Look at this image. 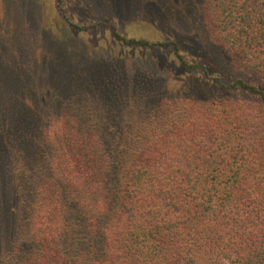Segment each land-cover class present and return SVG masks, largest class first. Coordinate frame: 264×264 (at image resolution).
Wrapping results in <instances>:
<instances>
[{
  "label": "trees",
  "instance_id": "1",
  "mask_svg": "<svg viewBox=\"0 0 264 264\" xmlns=\"http://www.w3.org/2000/svg\"><path fill=\"white\" fill-rule=\"evenodd\" d=\"M205 16L213 38L261 80L236 79L227 89L255 100L189 99L167 114L140 108L116 156L102 139V109L41 189L53 196L39 220L43 255L18 264L64 260L69 201L80 212L75 248L86 250L75 264H264V0H206ZM114 29L125 45L171 48L186 70H205L176 41Z\"/></svg>",
  "mask_w": 264,
  "mask_h": 264
},
{
  "label": "rangeland",
  "instance_id": "2",
  "mask_svg": "<svg viewBox=\"0 0 264 264\" xmlns=\"http://www.w3.org/2000/svg\"><path fill=\"white\" fill-rule=\"evenodd\" d=\"M205 3L0 0V264L43 255L39 220L53 196L46 198L41 189L63 155L77 151V139L102 109L108 112L102 139L116 156L128 117L139 121L141 110L173 113L189 99L255 100L227 89L236 79L261 80L213 38ZM114 27L129 38L176 41L179 52L205 70H186L171 48L125 45ZM137 93L147 95L138 106ZM67 205L73 221L63 229L59 264H75L86 253L77 252L78 234L72 232L80 212Z\"/></svg>",
  "mask_w": 264,
  "mask_h": 264
}]
</instances>
